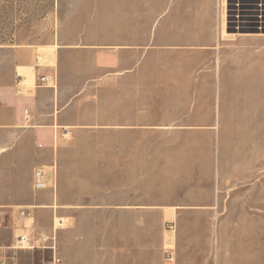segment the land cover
Listing matches in <instances>:
<instances>
[{"label": "crops", "instance_id": "1", "mask_svg": "<svg viewBox=\"0 0 264 264\" xmlns=\"http://www.w3.org/2000/svg\"><path fill=\"white\" fill-rule=\"evenodd\" d=\"M173 33L169 26L105 24L66 36L59 28L50 65L34 60L31 48L3 50L0 151L37 145L40 167L54 165L55 189L46 199L51 205L36 211L34 229L51 234L52 219L62 222L55 231L61 264H116L129 250L145 249L149 225L174 224L197 203L210 215L219 200L233 210L247 205V252L233 245L231 264L244 256L247 264H264V185L177 186V179L197 170L192 163H199L201 175L215 165L217 176L223 155L210 154L208 146L193 152L198 149L190 138L197 132L175 116L189 112L188 93H204L207 73L198 72L188 50H175ZM78 54L86 60L77 62ZM39 76L48 80L39 85ZM85 93H103L102 106L91 109L102 120L80 117L77 99ZM145 114L158 117L144 121ZM53 124L67 127V135L55 136ZM193 193L201 195L199 202Z\"/></svg>", "mask_w": 264, "mask_h": 264}, {"label": "rangeland", "instance_id": "2", "mask_svg": "<svg viewBox=\"0 0 264 264\" xmlns=\"http://www.w3.org/2000/svg\"><path fill=\"white\" fill-rule=\"evenodd\" d=\"M105 24L138 29L169 26L174 31L169 38L175 50H188L191 54L186 57L197 59L198 72L207 73L204 93H188L189 112L175 116L186 118L197 132L190 138V145L198 149L193 152L208 146L210 154L223 155V162L217 176L214 162L204 175L199 163H192L197 170L191 177L177 179V186H263L264 0H0V58H5L2 53L6 49L31 48L34 60L50 65L57 53V29L68 36L72 31ZM75 58L82 63L86 55ZM90 96L85 93L77 99L80 117L102 120V114L91 109L102 106L103 93ZM155 101L151 98L149 105ZM143 117L151 121L158 115ZM26 149L31 152L15 145L0 151V253L9 264H42L49 257L48 252L42 255L39 250H8L18 234L35 231L36 211L51 205L46 199L56 184L54 178L50 190L32 191V171L45 164L35 152L40 149L37 145ZM190 196L199 202L201 195ZM222 196L227 199L231 195ZM20 207L30 214L24 226L15 217ZM233 208L232 203L219 200L210 206L211 214L205 215L197 203L187 208L191 213L180 216L176 225H149L145 249L129 250V257L116 264H231L233 245H244L240 252H247V205ZM52 225L53 219L49 227ZM235 264H247V258L236 259Z\"/></svg>", "mask_w": 264, "mask_h": 264}, {"label": "built area", "instance_id": "3", "mask_svg": "<svg viewBox=\"0 0 264 264\" xmlns=\"http://www.w3.org/2000/svg\"><path fill=\"white\" fill-rule=\"evenodd\" d=\"M48 78L45 76H39L37 81L39 85L44 84ZM27 113V111L25 112ZM28 117L26 116V120ZM52 130L55 136L58 134L60 138H64L67 135V127L60 125H52ZM55 168L54 166L37 167L32 171L31 177V189L33 192H44L50 190L54 185ZM1 213V212H0ZM17 223L25 225V220L30 217L28 209L20 207L16 211ZM62 222L55 223L53 220L52 233L45 234L42 232L33 231L29 234L22 232L17 235L14 243L8 248L9 251H34L39 250L43 253L48 252L49 257L47 260H42V264H61L62 260L59 255L58 248L56 246L55 231L61 229ZM169 229L172 227L169 225ZM9 259L5 254L0 253V264H9Z\"/></svg>", "mask_w": 264, "mask_h": 264}, {"label": "bare ground", "instance_id": "4", "mask_svg": "<svg viewBox=\"0 0 264 264\" xmlns=\"http://www.w3.org/2000/svg\"><path fill=\"white\" fill-rule=\"evenodd\" d=\"M28 219V218H27Z\"/></svg>", "mask_w": 264, "mask_h": 264}]
</instances>
